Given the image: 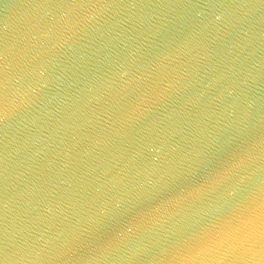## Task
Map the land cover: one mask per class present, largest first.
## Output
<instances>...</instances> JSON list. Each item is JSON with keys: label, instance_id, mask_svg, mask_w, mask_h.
<instances>
[{"label": "water", "instance_id": "1", "mask_svg": "<svg viewBox=\"0 0 264 264\" xmlns=\"http://www.w3.org/2000/svg\"><path fill=\"white\" fill-rule=\"evenodd\" d=\"M0 264H264V0H0Z\"/></svg>", "mask_w": 264, "mask_h": 264}]
</instances>
